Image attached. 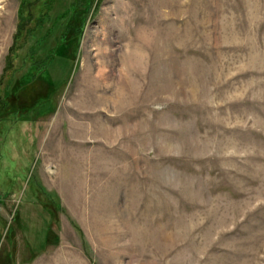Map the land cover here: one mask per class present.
I'll return each instance as SVG.
<instances>
[{
	"label": "rangeland",
	"instance_id": "rangeland-1",
	"mask_svg": "<svg viewBox=\"0 0 264 264\" xmlns=\"http://www.w3.org/2000/svg\"><path fill=\"white\" fill-rule=\"evenodd\" d=\"M2 143L0 264H264V0H0Z\"/></svg>",
	"mask_w": 264,
	"mask_h": 264
},
{
	"label": "trees",
	"instance_id": "trees-1",
	"mask_svg": "<svg viewBox=\"0 0 264 264\" xmlns=\"http://www.w3.org/2000/svg\"><path fill=\"white\" fill-rule=\"evenodd\" d=\"M11 121H13V122H20L21 120H11ZM4 146H6V144H4ZM3 146V143H2V145H1V147H0V162H1V157H2V150L3 151H6V152H8V150L7 149H5V147ZM17 148H19V146H16ZM13 162H17V161H15V160H13ZM43 207H44V205H43ZM48 209V208H47ZM9 229V231L8 230H6L9 234H11V231H12V229H10V228H8ZM9 234H8V238H10V236H9Z\"/></svg>",
	"mask_w": 264,
	"mask_h": 264
}]
</instances>
